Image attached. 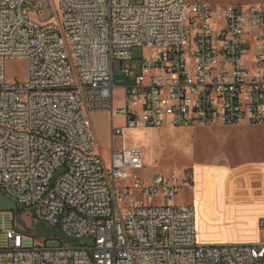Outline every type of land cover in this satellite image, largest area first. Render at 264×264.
Masks as SVG:
<instances>
[{
    "label": "built area",
    "instance_id": "1",
    "mask_svg": "<svg viewBox=\"0 0 264 264\" xmlns=\"http://www.w3.org/2000/svg\"><path fill=\"white\" fill-rule=\"evenodd\" d=\"M44 12L0 0V187L79 243L48 247L34 221L23 229L0 209V264H264V240H201L196 207L176 203L195 187L191 172L148 177L141 150L116 148L124 127L264 125V5L58 0L53 21ZM135 47L151 54L122 68ZM16 59L24 80L8 78ZM121 72L130 85H115ZM96 112L111 114L109 162Z\"/></svg>",
    "mask_w": 264,
    "mask_h": 264
},
{
    "label": "rangeland",
    "instance_id": "2",
    "mask_svg": "<svg viewBox=\"0 0 264 264\" xmlns=\"http://www.w3.org/2000/svg\"><path fill=\"white\" fill-rule=\"evenodd\" d=\"M204 1L211 3L215 8L228 3L264 5V0ZM29 2L43 4L45 12L40 15V22L47 23L55 19V5L58 0H29ZM28 10L33 18L38 17L35 9L29 7ZM132 54L134 58L123 61L122 68L128 64L140 65L142 58L150 55L151 50L146 47H135ZM7 74L9 79L24 80L28 74L27 62L22 59L8 61ZM132 82L133 78L122 72L115 75L116 86H127ZM121 96V92H118L116 105L120 107ZM92 120L100 151L109 162L113 148L111 114L96 112L92 114ZM114 122L115 126L123 127L125 118L116 112ZM116 148L141 150L146 167L142 173L148 177L154 172L172 169L194 174L195 188L181 190L177 195L176 203L178 205L190 203L196 207L200 231L204 230V234H201L202 241L218 242L223 232L244 233L249 228L251 217L262 211L264 199L257 200V198L264 192V125L241 122L229 126L193 125L176 128L171 127L166 121L162 127H124L123 134L116 137ZM236 189L241 192H237ZM1 190L6 194L2 188ZM222 195H232L231 200L232 197L238 196L236 207L231 210L229 202L218 200ZM165 202L167 203L168 200ZM14 214L23 229L29 228L32 221L38 222L33 217L32 207H24L17 203ZM233 220H237L234 226L230 224ZM210 221L214 224L207 225ZM254 237L256 240H264V232L258 229L254 232ZM249 241L253 240L250 238ZM82 243L91 245L93 241L85 238ZM64 244L65 242L56 237H49L46 240L48 247H60Z\"/></svg>",
    "mask_w": 264,
    "mask_h": 264
},
{
    "label": "crops",
    "instance_id": "3",
    "mask_svg": "<svg viewBox=\"0 0 264 264\" xmlns=\"http://www.w3.org/2000/svg\"><path fill=\"white\" fill-rule=\"evenodd\" d=\"M194 178H195V176H194ZM195 185H196V180H195ZM237 192H241V191L237 190ZM231 196L222 195L221 197H219L218 200H221V202H224V201L229 202V205L231 207L230 209L232 210L234 207H236V203L238 201V196L232 197V200H231ZM258 199H264V192H263V194H260V196L258 195L257 200ZM231 201H233V202H231ZM261 210L262 211H260V213L258 215L251 217V219L249 220V228L247 231H245L244 233H240L238 231H235V232L233 231L232 233L223 232L219 236V239L217 241L218 242H250L249 241L250 238H251V240H253L251 242L262 241V240H256L254 237V232L257 231L258 229L260 231L264 232V230L260 229L259 225H258L259 219L264 216V206H263V208H261ZM236 223H237V220H233L232 223L230 222V224H232L233 226L236 225ZM197 224H198V221H197ZM211 224L213 225L214 222L210 221L207 225H211ZM198 231H199V236L201 238V234H204V232H203L204 230L200 231L199 225H198ZM206 235H208V234H206Z\"/></svg>",
    "mask_w": 264,
    "mask_h": 264
},
{
    "label": "water",
    "instance_id": "4",
    "mask_svg": "<svg viewBox=\"0 0 264 264\" xmlns=\"http://www.w3.org/2000/svg\"><path fill=\"white\" fill-rule=\"evenodd\" d=\"M0 209L4 211H15L17 209V204L15 201L10 199L0 188ZM34 235L37 239L43 237H56L61 239L65 243L77 245L78 240L67 237L62 230L52 228L44 222L34 223Z\"/></svg>",
    "mask_w": 264,
    "mask_h": 264
},
{
    "label": "bare ground",
    "instance_id": "5",
    "mask_svg": "<svg viewBox=\"0 0 264 264\" xmlns=\"http://www.w3.org/2000/svg\"><path fill=\"white\" fill-rule=\"evenodd\" d=\"M135 128H137V127H135Z\"/></svg>",
    "mask_w": 264,
    "mask_h": 264
}]
</instances>
